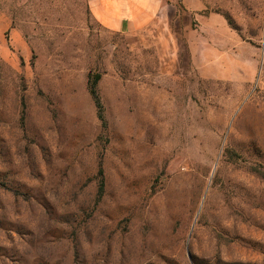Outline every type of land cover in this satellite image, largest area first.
<instances>
[{"label":"rangeland","instance_id":"rangeland-1","mask_svg":"<svg viewBox=\"0 0 264 264\" xmlns=\"http://www.w3.org/2000/svg\"><path fill=\"white\" fill-rule=\"evenodd\" d=\"M203 1L206 77L182 18L0 0V264H264V0Z\"/></svg>","mask_w":264,"mask_h":264},{"label":"crops","instance_id":"crops-1","mask_svg":"<svg viewBox=\"0 0 264 264\" xmlns=\"http://www.w3.org/2000/svg\"><path fill=\"white\" fill-rule=\"evenodd\" d=\"M87 3L92 21L111 34L152 32L160 28L166 15L168 21L182 18L186 22L183 29L170 30L169 38L179 51L177 57L184 53L187 61L196 65L198 74L206 77V14H198L205 9L203 0H182L173 11L167 0H87ZM194 20L197 23L192 26ZM200 59L202 63L197 65Z\"/></svg>","mask_w":264,"mask_h":264},{"label":"trees","instance_id":"trees-1","mask_svg":"<svg viewBox=\"0 0 264 264\" xmlns=\"http://www.w3.org/2000/svg\"><path fill=\"white\" fill-rule=\"evenodd\" d=\"M98 79H99V75H95L92 81L88 80V89H89L90 96L96 107L97 118L102 122V126H104L105 122L103 118V107L100 102V98L98 96L97 90H96ZM98 177H99V187H98L97 194H98V197L100 198L104 190V177H103V171L101 169V166L99 167V170H98Z\"/></svg>","mask_w":264,"mask_h":264}]
</instances>
